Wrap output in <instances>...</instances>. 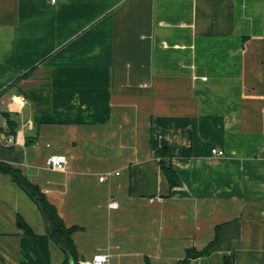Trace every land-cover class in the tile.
Wrapping results in <instances>:
<instances>
[{
	"label": "crops",
	"instance_id": "0c3cea01",
	"mask_svg": "<svg viewBox=\"0 0 264 264\" xmlns=\"http://www.w3.org/2000/svg\"><path fill=\"white\" fill-rule=\"evenodd\" d=\"M0 162L79 264H179L218 232L189 264H264V0H0ZM23 225L46 234L0 171V264H64Z\"/></svg>",
	"mask_w": 264,
	"mask_h": 264
},
{
	"label": "trees",
	"instance_id": "16d2710c",
	"mask_svg": "<svg viewBox=\"0 0 264 264\" xmlns=\"http://www.w3.org/2000/svg\"><path fill=\"white\" fill-rule=\"evenodd\" d=\"M163 151H165V149ZM157 155H160V151L159 153H157ZM161 168L165 176L167 177L171 187H177L180 185V179L172 167H167L164 163H161ZM0 171L4 174L10 175L12 179L29 195V197L39 207L44 218L46 234L43 236H38L35 235L32 230L26 225H23V228L28 236H31L35 239L44 257L49 260V242L52 240L63 250L65 254L64 264H71V260H73L72 264H79L76 259L73 243L71 241V234L73 233L74 229L67 228L65 226L55 207L47 201L45 195L42 194L41 191L35 185H33L23 174H21L19 170L14 169L8 164L0 162ZM218 239L219 232L217 233L215 240L202 251L189 250L187 253V257L183 261H180L179 264H189L191 258L208 255L211 248L217 243ZM226 263L232 264V261L226 260Z\"/></svg>",
	"mask_w": 264,
	"mask_h": 264
},
{
	"label": "built area",
	"instance_id": "2783aa9c",
	"mask_svg": "<svg viewBox=\"0 0 264 264\" xmlns=\"http://www.w3.org/2000/svg\"><path fill=\"white\" fill-rule=\"evenodd\" d=\"M57 0H50L51 3H56ZM8 144H13V139H8ZM212 155L216 157H225V152L223 150L214 149L212 150ZM69 163L68 157L65 155H52L47 160V166L52 171H64ZM112 174L102 177L100 181H105L107 178L111 177ZM111 209H118V203L111 202L109 204ZM82 264H111L110 255L100 254L95 256L92 260L85 261Z\"/></svg>",
	"mask_w": 264,
	"mask_h": 264
}]
</instances>
